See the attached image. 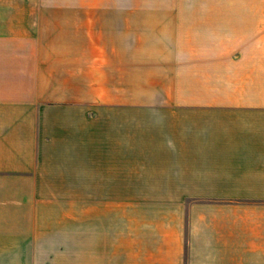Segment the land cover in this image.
I'll return each instance as SVG.
<instances>
[{
	"label": "crops",
	"instance_id": "obj_1",
	"mask_svg": "<svg viewBox=\"0 0 264 264\" xmlns=\"http://www.w3.org/2000/svg\"><path fill=\"white\" fill-rule=\"evenodd\" d=\"M0 264H264V0H0Z\"/></svg>",
	"mask_w": 264,
	"mask_h": 264
}]
</instances>
